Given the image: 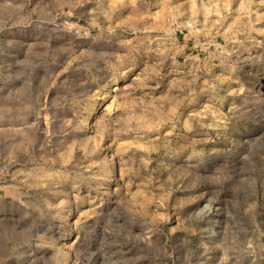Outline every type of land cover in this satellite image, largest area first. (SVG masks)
Here are the masks:
<instances>
[{"label": "rangeland", "instance_id": "rangeland-1", "mask_svg": "<svg viewBox=\"0 0 264 264\" xmlns=\"http://www.w3.org/2000/svg\"><path fill=\"white\" fill-rule=\"evenodd\" d=\"M0 264H264V4L0 0Z\"/></svg>", "mask_w": 264, "mask_h": 264}, {"label": "clouds", "instance_id": "clouds-1", "mask_svg": "<svg viewBox=\"0 0 264 264\" xmlns=\"http://www.w3.org/2000/svg\"><path fill=\"white\" fill-rule=\"evenodd\" d=\"M260 3H261V4H264V0H260Z\"/></svg>", "mask_w": 264, "mask_h": 264}]
</instances>
